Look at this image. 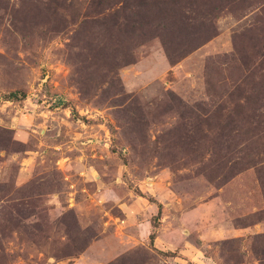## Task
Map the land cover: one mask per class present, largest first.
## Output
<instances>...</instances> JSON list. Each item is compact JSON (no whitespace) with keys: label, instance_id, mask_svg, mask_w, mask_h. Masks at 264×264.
Segmentation results:
<instances>
[{"label":"rangeland","instance_id":"374dc122","mask_svg":"<svg viewBox=\"0 0 264 264\" xmlns=\"http://www.w3.org/2000/svg\"><path fill=\"white\" fill-rule=\"evenodd\" d=\"M0 264H264V0H0Z\"/></svg>","mask_w":264,"mask_h":264},{"label":"trees","instance_id":"16d2710c","mask_svg":"<svg viewBox=\"0 0 264 264\" xmlns=\"http://www.w3.org/2000/svg\"><path fill=\"white\" fill-rule=\"evenodd\" d=\"M10 96H13V97H14V96H16V95H15V94H14V95L12 94V95H10Z\"/></svg>","mask_w":264,"mask_h":264}]
</instances>
